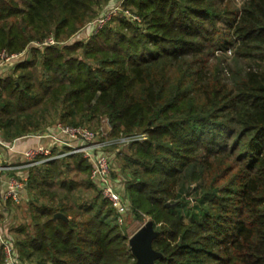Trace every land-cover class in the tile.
I'll return each instance as SVG.
<instances>
[{"label": "trees", "instance_id": "obj_1", "mask_svg": "<svg viewBox=\"0 0 264 264\" xmlns=\"http://www.w3.org/2000/svg\"><path fill=\"white\" fill-rule=\"evenodd\" d=\"M112 2L0 0V51L67 41ZM127 5L145 26L119 18L116 29L99 30L83 55L95 66L70 56L80 43L34 48L33 60L20 64H42L48 104L41 113L52 107L75 127L105 116L110 135H147L123 162L132 210L151 217L159 233L153 264H264V0ZM17 83L0 82V101L5 90L21 110L40 103L30 85ZM11 121L0 118L8 143L43 131L28 121L11 130ZM72 172L86 175L75 180ZM89 173L79 154L27 170L29 222L14 229L24 264H135ZM78 187L87 199L68 205Z\"/></svg>", "mask_w": 264, "mask_h": 264}, {"label": "rangeland", "instance_id": "obj_2", "mask_svg": "<svg viewBox=\"0 0 264 264\" xmlns=\"http://www.w3.org/2000/svg\"><path fill=\"white\" fill-rule=\"evenodd\" d=\"M126 0H114L109 5H104L102 8H98V16L88 23L84 28H82L80 31H78L76 34L71 36L69 40L67 41H59L55 42L54 39L47 38L43 43H31L27 48H25L20 53H12L9 54L6 50L0 51V82L3 84L5 83V80L10 79L13 80V82H18L17 85L21 84L23 88L26 87V85H30V94H36L39 97H42L40 103L38 104H31L21 110L18 105H16V98L15 95H8L5 90H2V101H0V118L4 120L6 118H11V123L9 124L11 130L15 127L16 124H19L22 122H29L32 124H39V129L43 130L38 133H42L47 130L54 129L57 125H65L63 124L57 117V114L55 110L52 107L47 108V110H44V113L42 112V108L44 106H47L48 104V95L45 93L44 95V87L43 82L45 75L44 70H42V64H36L35 66L27 65L24 69H20V64H24L26 60H33L34 51L33 49H38L40 52H43L44 49L48 46H59L63 47L64 45H72L74 43H80L79 48L76 49L74 53H71L70 56L77 58V60H83L88 65L95 66V63L93 58L90 59L85 58L83 55L85 54L86 44L91 43L93 38H95L96 33L99 32V30L106 28V31L108 28L116 29L117 26H119V18H124L126 22H129L133 25V27H144V23L142 20V17L138 14V11L135 7L132 5L123 6V4L120 5L119 11H116V13L111 14V10L116 7L120 2H125ZM233 5L239 6L240 0H232ZM123 6V7H122ZM113 11V10H112ZM114 19V20H113ZM102 21V22H99ZM110 23V25H108ZM115 30H112V33H114ZM98 40V39H97ZM99 43L98 41H96ZM218 54V52H216ZM226 58L230 56V52H226L225 54ZM98 58H101V55H98ZM39 60V59H38ZM40 61V60H39ZM23 75H26V77H23ZM7 104V105H6ZM6 109V110H3ZM43 116V117H42ZM108 119L105 116H101L99 118V122H91L89 125H79L82 127H87L93 131H97L100 129H103V131H108ZM70 126V125H67ZM111 132V130H110ZM34 133V134H38ZM141 134H138L137 136H131V137H125L122 135L113 136L109 135L107 136V139L111 142H114L111 146H109L106 150L107 154L111 156V178L114 183V185L118 188L120 193L123 196L124 202L127 204V213L125 216L124 223L120 226L123 234L127 237V245L130 249L129 240L130 238L147 222H151L153 225V220L151 217H149L147 214L140 210H132L131 201L129 198V193L127 190V181H128V175H127V168H124V162L123 158L125 155L130 154L129 146L131 143V139H136L137 137H140ZM2 136L0 132V137ZM145 137L147 138V135L145 134ZM120 138H124L123 141L120 140ZM39 144H45L47 142H41L37 141L36 139L32 138ZM28 141V139H27ZM26 141V144H27ZM145 140H137L135 142H143ZM33 142V141H32ZM18 143H15V149L16 153L8 155V153L4 152V158H3V166L9 165L10 167H17L18 164H24L27 162L22 157H20V152L23 151L26 148L34 147L35 145H31L32 143L28 141V147L24 148L23 150L19 149ZM25 144V143H23ZM80 155V154H79ZM20 159V162H19ZM28 169L22 170V171H15V170H5L4 173H1V184H0V194L4 192V189L6 187V183L9 179H11L13 176H16L19 178V176H26L24 172L27 173ZM85 173H76L72 172L70 173V177L76 178L75 180H80V178L85 177ZM73 178V179H74ZM88 179H90L88 175ZM97 190V189H96ZM59 193H62L61 191H58ZM89 191H86L80 187H78L74 192H72V199L65 200L67 201L68 205L72 204L73 201H76L78 203L81 199L86 200L88 197ZM95 193V192H94ZM29 198V195L27 192L22 193L21 203L16 206L11 203H5L2 207V204H0V215L2 214V209L5 210L6 214H2L0 216V226L2 228L3 234L6 235V239H8L13 245H14V229L21 225V224H27L29 222L28 214L26 211L27 202L26 200ZM189 198V197H188ZM65 201H63V204H65ZM58 202L56 199L54 201ZM166 204L169 205V207H174V203L167 202ZM61 214V213H57ZM56 215V214H55ZM63 215V214H62ZM68 220V219H67ZM117 223V222H116ZM118 225V224H117ZM161 224H157L156 226H160ZM154 229V227H153ZM155 231V229H154ZM157 234H159L157 231H155ZM154 251V250H153ZM131 252V249H130ZM155 252V251H154ZM157 255L160 254L155 252ZM132 254V252H131ZM135 259V258H134ZM22 262V261H20ZM23 263V262H22ZM24 264V263H23ZM136 264V259H135Z\"/></svg>", "mask_w": 264, "mask_h": 264}, {"label": "built area", "instance_id": "obj_3", "mask_svg": "<svg viewBox=\"0 0 264 264\" xmlns=\"http://www.w3.org/2000/svg\"><path fill=\"white\" fill-rule=\"evenodd\" d=\"M121 4H123V2H120L114 7L112 9L113 11L111 10V14L119 11ZM110 130V125H108V131L105 132L103 129L93 131L87 127L59 124L52 130L22 137L34 138L37 141H45L47 143H37L34 147L26 148L21 151L19 154L20 157L27 162L22 165L18 164L17 167L14 168L9 165L3 166L5 165L3 164L4 152L8 153V155L16 153V151H14L15 143L22 138L15 139L8 143L0 137V179L1 173H4L5 170L12 169L15 171H22L38 167L45 162L61 157L80 154L90 164L89 177L91 182L96 186L101 198L108 201L117 224L121 226L125 221L124 219L128 206L111 178V156L106 152L107 148L114 143L107 139ZM145 139V135H140V137L131 139V141L135 142ZM120 140L123 141L124 138H120ZM25 175L26 176H19V178L13 176L8 180L4 192L0 194V204H2V207L7 202H11L14 205H19L21 203L22 193L25 191L28 181L27 174L25 173ZM2 232L4 231H2L0 226V253L2 254L4 264H22L14 245L5 238L6 235Z\"/></svg>", "mask_w": 264, "mask_h": 264}, {"label": "water", "instance_id": "obj_4", "mask_svg": "<svg viewBox=\"0 0 264 264\" xmlns=\"http://www.w3.org/2000/svg\"><path fill=\"white\" fill-rule=\"evenodd\" d=\"M166 206L169 207L168 204ZM54 218L67 220L62 214H56ZM157 236L152 223L147 222L130 238L129 245L132 255L136 259V264H153L159 258V255L152 249V242Z\"/></svg>", "mask_w": 264, "mask_h": 264}, {"label": "crops", "instance_id": "obj_5", "mask_svg": "<svg viewBox=\"0 0 264 264\" xmlns=\"http://www.w3.org/2000/svg\"><path fill=\"white\" fill-rule=\"evenodd\" d=\"M22 138V137H21ZM27 139H28V141H30L32 144L31 145H35L36 143H38V142H36L35 140H33L32 138H22V139H20L18 142V146H19V149L20 150H23L24 148H26V147H28V141H27ZM26 141H27V144H26ZM33 141V142H32ZM23 143H25V144H23ZM24 173H26V172H24ZM1 180V179H0ZM2 181V180H1ZM0 184H1V182H0ZM2 211V214H6L5 213V210H1ZM1 214V215H2ZM0 215V216H1Z\"/></svg>", "mask_w": 264, "mask_h": 264}]
</instances>
